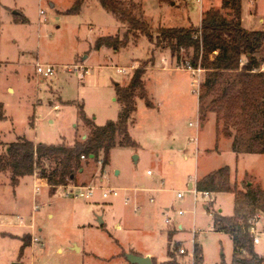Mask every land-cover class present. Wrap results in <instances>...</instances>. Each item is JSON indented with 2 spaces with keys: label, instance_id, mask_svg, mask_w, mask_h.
<instances>
[{
  "label": "rangeland",
  "instance_id": "rangeland-1",
  "mask_svg": "<svg viewBox=\"0 0 264 264\" xmlns=\"http://www.w3.org/2000/svg\"><path fill=\"white\" fill-rule=\"evenodd\" d=\"M76 1L0 0V104L5 113L0 120L1 151L23 137L46 145H71L77 135L84 138L88 133L78 119L80 105L97 125L118 120L122 105L115 100L116 84L128 85L145 63L146 90L155 107L137 100L136 122L130 127L137 147L116 146L105 168L99 163L103 154L98 161L83 160L84 168L67 186L93 188L90 199L68 197L65 186L54 194L50 186L36 193L31 176L13 187L9 172L0 175V264H130L133 252L149 253L155 264H162L169 260L170 233L171 250H186L185 255L175 252L177 263L193 264L196 242L204 264H230L233 239L215 230L212 213L221 210L223 216H232L234 195L195 198V187L189 189L188 184L195 183L197 174L230 166L237 172L232 185L245 189L250 183L264 189V154L236 159L231 139L223 136L219 151L212 150L216 115L209 112L207 121L199 120L198 96L207 71L191 68L192 51L173 56L169 48L140 33L131 34L119 51L95 50L99 37L123 38L126 26L101 0H79L81 11L65 14ZM134 1L154 37L160 27H198L209 10L228 12L222 10L223 0ZM242 19L246 30H264V0H242ZM135 62L137 68L117 72ZM37 64L54 65L55 75H37ZM75 65L87 67L89 82L69 71ZM208 149L212 151L206 155ZM110 188L119 196L104 198ZM178 193L184 198L178 199ZM166 208H171V224L165 223ZM16 223L22 226L19 230L10 226ZM258 232L264 233V218L259 219ZM259 238L255 250L264 257V234Z\"/></svg>",
  "mask_w": 264,
  "mask_h": 264
},
{
  "label": "trees",
  "instance_id": "trees-1",
  "mask_svg": "<svg viewBox=\"0 0 264 264\" xmlns=\"http://www.w3.org/2000/svg\"><path fill=\"white\" fill-rule=\"evenodd\" d=\"M101 3L126 26L127 31L123 38L119 35L99 37L95 50L106 47L119 51L127 46L131 34L140 33L139 36L146 37L151 43L169 48L173 56L192 51L191 68L202 66L207 71L198 96L199 120L207 121L209 112L216 115L215 148L223 136L231 139L232 151L238 156L264 154V30L249 31L243 27L242 0H223L222 10L228 11L227 15L209 10L200 26L160 27L156 37L144 19L141 5L134 0H101ZM81 9L82 3L78 0L65 14H78ZM19 16L16 15L15 22L20 21ZM147 68L148 63L137 68L127 86L116 85V96L122 105L118 120L97 125L87 115L84 106H79L78 119L88 133L85 139L77 135L72 145H46L35 144L23 137L5 146L4 152L0 141V175L9 172L12 186L17 187L21 179L38 174L48 179L54 194L58 188L75 181L76 174L84 168L83 160L98 161L103 154L102 166L105 168L111 150L116 146L137 147L138 143L129 131L136 122L137 100H144L148 108L154 107L146 90ZM4 114V107L0 104V120L5 118ZM39 159L58 163V166L49 173L40 165ZM231 178V168L225 166L199 178L196 189L210 194L234 195L232 216H223L217 211L212 213L215 230L233 239L234 257L230 264H264V257L256 252L250 232L253 222L264 218V189L248 183L245 189H240L237 183L232 185ZM169 237V260L162 264H179L175 256L179 246L171 250L173 233ZM29 244H23L21 253ZM193 255V264H204L203 249L196 242ZM220 264L227 263L223 260Z\"/></svg>",
  "mask_w": 264,
  "mask_h": 264
},
{
  "label": "built area",
  "instance_id": "built-area-1",
  "mask_svg": "<svg viewBox=\"0 0 264 264\" xmlns=\"http://www.w3.org/2000/svg\"><path fill=\"white\" fill-rule=\"evenodd\" d=\"M41 13L44 14V12H42V11H41ZM35 71H36L37 75L43 77L44 79H47V78H50V77L55 75V66L54 65H50V64H45V65L44 64H41V65L37 64ZM69 71L70 72H74V71L79 72L81 77H84L85 74L88 73L86 68L84 66H82V65H75L72 68H69ZM118 72L125 73V70L122 69V70H119ZM38 161L40 162V165L43 168L47 169V171L49 173H52L55 170V168L58 166V163L54 164V162L47 161V160H44V159H39ZM99 163L102 164L103 161H99ZM34 176H35L36 179L40 180L41 182H44L45 185L49 187L47 178H41L38 174H35ZM194 185H195V189H193L192 192L194 193L195 198L198 196V194H201L202 197H209V196L212 195V194H210L209 192H206V191L205 192H198L197 189H196V183ZM42 187H43L42 184L36 185L35 192L38 193ZM64 188L67 191L66 195L68 197L90 199L94 195V189L91 188V187L65 186ZM74 189H79L80 192L75 193ZM118 196H119V191L117 189H115V188H110V189H108V191H106L103 194L104 198L118 197ZM177 198L178 199H183L184 196H183L182 193H178ZM151 202H153V200H151ZM170 214H171V208L166 209L165 212H164V216H165V220H166L165 223L166 224H171L172 223V217H171ZM178 214L180 216H182V215L185 214V212L181 210V211L178 212ZM19 220H21V218H19ZM253 223L254 224H252L250 232L252 233V235L254 237V240H255L254 243L257 244V243L260 242V238H259L260 235L264 234V233L263 232L262 233L258 232L259 219L257 221H254ZM35 241H38V239H35ZM178 253L181 254V255H185L186 254V250L181 247V248H179Z\"/></svg>",
  "mask_w": 264,
  "mask_h": 264
},
{
  "label": "crops",
  "instance_id": "crops-1",
  "mask_svg": "<svg viewBox=\"0 0 264 264\" xmlns=\"http://www.w3.org/2000/svg\"><path fill=\"white\" fill-rule=\"evenodd\" d=\"M53 7H54V6H53ZM40 13H41V11H40ZM15 14H16V12H15ZM121 24H122V23H121ZM122 25H123V24H122ZM123 26H124V25H123ZM104 49H106V48L103 47V48H102L101 50H99V51H102V50H104ZM86 58H87V57H86ZM136 63H137V62L133 63V65L130 66V67H128V68H119V69H117V72H118L119 70H122V69H123V70H125V73H120V72H118V73H119V74H126V73L128 72V70H133L134 68H137V67H136ZM82 66H83V65H82ZM84 67H85V66H84ZM85 68H86V70L88 71L87 67H85ZM81 79L84 80V81H86V82H89V79H90V78H89V76H88V73L85 74L84 77H81ZM116 85H121V84H116ZM126 85H127V84H125V85H123V86H126ZM115 100H117V101L119 102L118 98H116ZM119 103H120V102H119ZM154 107H155V105H154ZM154 107H153V108H154ZM57 108H58V106H55V109H57ZM121 110H122V108H121ZM121 110H120V112H121ZM119 115H120V113H119ZM107 121H108V120H107ZM107 121H106V122H107ZM95 123H96V121H95ZM190 125H191V124H190ZM76 127H77V125H76ZM131 127H132V126H131ZM129 131H130V129H129ZM130 134H131V133H130ZM84 137H86V136H84ZM216 137H217V136H216ZM132 138H133V137H132ZM196 140H197V137H196ZM72 144H73V143H72ZM72 144H71V145H72ZM219 144H220V141H219ZM219 144H218V148L216 149V148H215V146H216V138H215V145H214V148H213L212 150H213V151L215 150V151L218 152V151H219V147H220ZM68 145H69V144H68ZM231 147H232V141H231ZM212 150L208 149L207 152H206L205 154L208 155ZM233 153H234V152H233ZM234 154H235V153H234ZM242 155H244V154H242ZM240 156H241V155H240ZM240 156H238V155L235 154L236 159H238ZM224 167H225V166H224ZM228 167H230V166H228ZM221 168H222V167H221ZM230 168H231V167H230ZM219 169H220V168H219ZM215 170H218V169H215ZM215 170H212V171H210V172H206L205 174H203V175H201V176L197 174V178L195 179V183H196V180H198V178H201V177H203V176H206V175H208L209 173L214 172ZM231 171H232V175H234V174L236 175L237 172H236V171L234 172V170H233L232 168H231ZM31 177H33V178L35 179V182H36V183H35V186H34V191H35V187H36V185H40V184L43 185L42 188H49L48 186L45 185L44 182H41L40 180L36 179L35 176H31ZM23 179H24V178H23ZM21 180H22V179H21ZM195 183H194V184H195ZM194 184H193V183H189V184H188L189 189L194 188V187H195ZM42 188H41V189H42ZM151 200H153V202H154V199H153V198L150 199V202H151ZM153 202H151V203H153ZM166 209H168V208H166ZM166 209H165V210H166ZM206 209H209V207L206 206ZM221 212H222V211L220 210L219 213H221ZM19 218H21V217L18 216V217H17V220H18ZM19 221H20V220H19ZM103 224H104V223H103ZM10 226H13V227H15V228H18V230L22 227L21 225H19V224H17V223H16V224H12V225L10 224ZM117 228L119 229L120 226H117ZM182 228H183V225L180 224V225H179V229H182ZM25 234H26V233H25ZM15 236H17V235H15ZM25 236H26V235H25ZM15 238H16V237H15ZM19 239H20V238H19ZM33 244H34V243H33ZM33 244H32V245H33ZM32 245H30L28 248L32 247ZM133 254H134V255L144 256V257L149 256V257L152 258V260H153V264H154V257H153V255H151V254H149V253H147V254H139V253H137V254H136V253L133 252ZM130 264H131V263H130Z\"/></svg>",
  "mask_w": 264,
  "mask_h": 264
},
{
  "label": "water",
  "instance_id": "water-1",
  "mask_svg": "<svg viewBox=\"0 0 264 264\" xmlns=\"http://www.w3.org/2000/svg\"><path fill=\"white\" fill-rule=\"evenodd\" d=\"M85 138L86 137H84V139ZM249 185H250V183H249ZM128 260L131 264H153V260L149 256L144 257V256H140V255L131 254L128 257ZM15 264H18V263H15Z\"/></svg>",
  "mask_w": 264,
  "mask_h": 264
}]
</instances>
